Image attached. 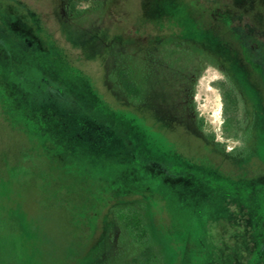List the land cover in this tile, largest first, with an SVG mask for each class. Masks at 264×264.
Instances as JSON below:
<instances>
[{
  "label": "rangeland",
  "instance_id": "374dc122",
  "mask_svg": "<svg viewBox=\"0 0 264 264\" xmlns=\"http://www.w3.org/2000/svg\"><path fill=\"white\" fill-rule=\"evenodd\" d=\"M125 204L160 264H264V0H0V264H130Z\"/></svg>",
  "mask_w": 264,
  "mask_h": 264
},
{
  "label": "trees",
  "instance_id": "16d2710c",
  "mask_svg": "<svg viewBox=\"0 0 264 264\" xmlns=\"http://www.w3.org/2000/svg\"><path fill=\"white\" fill-rule=\"evenodd\" d=\"M164 42H170V38ZM112 78L118 83L120 89L131 104L136 105L141 103L140 84L135 80L131 72L119 71ZM213 84L219 90L221 96L223 136L226 139L237 142V144L231 146L226 152L232 157H242L248 151L246 136L243 133V124L240 117V114L243 112L242 96L229 75H225L223 78L216 80ZM195 124L205 138L213 141L216 149L220 151L226 150V143L215 140V134L208 132L204 128L203 118L201 116H196ZM144 211L145 206L143 204H125L111 208V213L117 224L135 248L129 263L160 264L161 253L151 240Z\"/></svg>",
  "mask_w": 264,
  "mask_h": 264
}]
</instances>
